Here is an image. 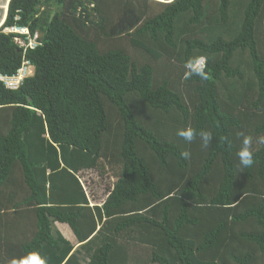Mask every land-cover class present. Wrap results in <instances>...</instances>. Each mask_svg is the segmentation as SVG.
Wrapping results in <instances>:
<instances>
[{
    "label": "trees",
    "instance_id": "16d2710c",
    "mask_svg": "<svg viewBox=\"0 0 264 264\" xmlns=\"http://www.w3.org/2000/svg\"><path fill=\"white\" fill-rule=\"evenodd\" d=\"M2 8L0 74L26 60L34 74L16 89L0 80V264L29 251L48 264H264V0ZM12 27L38 44L21 47L27 34ZM199 55L211 78L185 80ZM188 126L191 143L177 135ZM86 168L116 178L101 205L79 179Z\"/></svg>",
    "mask_w": 264,
    "mask_h": 264
},
{
    "label": "clouds",
    "instance_id": "9594fccd",
    "mask_svg": "<svg viewBox=\"0 0 264 264\" xmlns=\"http://www.w3.org/2000/svg\"><path fill=\"white\" fill-rule=\"evenodd\" d=\"M168 2L172 3L174 0H168ZM207 65L208 57L206 55H199L190 58L185 64L187 71L185 72L184 79H190L192 76H199L202 80L210 79L211 77L207 72ZM177 135L188 143H191L196 139L197 131L192 126H188L187 128L180 129ZM199 135L203 141V146L205 148L209 147L213 139L212 133L208 131H201ZM238 135L243 138L242 146L238 152L240 163L243 168H250L255 163L253 152V136L246 135L243 131L238 133ZM225 140H227V137H225ZM258 142L264 144V136L259 137ZM181 155L183 158L189 159L191 153L189 151H184L181 153ZM7 264H48V258L45 257L40 251H29L23 256L12 258L11 260L7 261Z\"/></svg>",
    "mask_w": 264,
    "mask_h": 264
},
{
    "label": "rangeland",
    "instance_id": "374dc122",
    "mask_svg": "<svg viewBox=\"0 0 264 264\" xmlns=\"http://www.w3.org/2000/svg\"><path fill=\"white\" fill-rule=\"evenodd\" d=\"M5 2L6 0H0V21H1V16H3L4 14V8L2 7L5 4ZM9 29H6V31L9 32L10 31ZM12 31L17 32L16 30H12ZM80 177L82 183H84L90 203H92L93 205L96 204L101 205L105 201V199L109 194V191L111 190L114 182L116 181V178L112 176V173H110L109 171L104 175H100L95 169L82 171L80 173ZM56 227H58L67 238L71 239V241L74 244H77L78 241L75 238V236L73 235L69 236L66 233V231L68 230H65V228L62 226L61 223L59 225L57 224ZM80 256H81V260H83L84 262L88 261V257L85 253H82Z\"/></svg>",
    "mask_w": 264,
    "mask_h": 264
},
{
    "label": "built area",
    "instance_id": "2783aa9c",
    "mask_svg": "<svg viewBox=\"0 0 264 264\" xmlns=\"http://www.w3.org/2000/svg\"><path fill=\"white\" fill-rule=\"evenodd\" d=\"M10 31L16 30L17 32L27 34V37L24 38L22 36H17L15 38L16 42L24 48L35 47L38 44L39 34L32 35L27 28H15L12 27L9 29ZM34 74V65L30 61H24L21 68L18 72L12 76L0 74V80H2L9 88L16 89L20 86L22 81Z\"/></svg>",
    "mask_w": 264,
    "mask_h": 264
},
{
    "label": "crops",
    "instance_id": "0c3cea01",
    "mask_svg": "<svg viewBox=\"0 0 264 264\" xmlns=\"http://www.w3.org/2000/svg\"><path fill=\"white\" fill-rule=\"evenodd\" d=\"M4 21V19L2 18L1 19V21H0V24L2 23ZM87 170H91V169H88V168H86V169H83V170H81L79 173H78V176H79V179H80V181H81V183H82V180H81V177H80V173L82 172V171H87ZM83 184V186H84V183H82ZM84 188H85V186H84ZM85 191H86V189H85ZM92 202V201H91ZM91 205H93L92 203H91ZM59 225L60 224V222H57L56 223V225ZM62 224V226L65 228V230H68V231H66V233L69 235V236H75V234H74V232H73V230L71 229V227L68 225V224H66V223H61ZM61 228V227H60ZM67 228V229H66ZM71 233V234H70ZM75 238H76V236H75ZM69 239V238H68ZM77 239V238H76ZM71 240V239H70Z\"/></svg>",
    "mask_w": 264,
    "mask_h": 264
}]
</instances>
